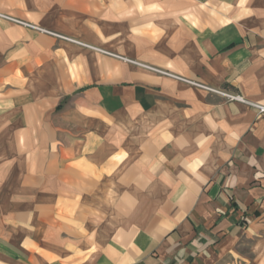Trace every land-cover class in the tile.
Masks as SVG:
<instances>
[{
	"label": "crops",
	"instance_id": "0c3cea01",
	"mask_svg": "<svg viewBox=\"0 0 264 264\" xmlns=\"http://www.w3.org/2000/svg\"><path fill=\"white\" fill-rule=\"evenodd\" d=\"M262 7L0 0V264H264V115L121 59L264 106Z\"/></svg>",
	"mask_w": 264,
	"mask_h": 264
},
{
	"label": "built area",
	"instance_id": "2783aa9c",
	"mask_svg": "<svg viewBox=\"0 0 264 264\" xmlns=\"http://www.w3.org/2000/svg\"><path fill=\"white\" fill-rule=\"evenodd\" d=\"M0 19H4V20H7V21H12V22H16L18 24H21V25H24V26H27V27H30V28H33V29H36L37 27L31 25V24H28V23H25V22H21L19 20H15L9 16H5V15H2L0 14ZM39 29V28H38ZM68 39V38H66ZM70 40V39H68ZM78 45H82V46H85L84 44L82 43H79L77 41H74V40H70ZM89 47V46H87ZM91 49H94L96 51H100L102 53H106L108 54L107 52H103L102 50H98L96 48H93V47H90ZM119 57V56H118ZM121 58V57H120ZM123 59L124 61L128 62V63H131L135 66H138L140 68H143L147 71H150V72H153L155 74H158V75H161V76H165V77H168V78H172V79H175V80H178L180 82H183L185 84H188V85H191V86H194V87H197V88H201V89H205V90H208V91H211V92H216L218 94H221L222 96H225L226 98H228L230 101H236V102H241V103H244V104H247L255 109L258 110L259 114L260 115H264V106L262 105H259V104H254V103H251L247 100H245L243 97L239 96V95H233V94H228L226 92H220V91H215L213 90L212 88H209L207 86H204L203 84L199 83V82H196V81H193V80H190V79H187V78H184L182 76H177L173 73H170L168 71H165V70H161L159 68H156L154 66H150V65H146V64H142V63H139V62H136L134 60H129V59H126V58H121Z\"/></svg>",
	"mask_w": 264,
	"mask_h": 264
},
{
	"label": "rangeland",
	"instance_id": "374dc122",
	"mask_svg": "<svg viewBox=\"0 0 264 264\" xmlns=\"http://www.w3.org/2000/svg\"><path fill=\"white\" fill-rule=\"evenodd\" d=\"M260 2L262 3L263 0H260ZM261 11H264V7L261 8ZM3 20H4V19H2V20H0V21H3ZM4 22L10 23V24H13V25H16V26H20V27H23V28H28V29H31V30H35V29H33V28H30V27H27V26H24V25L18 24V23H16V22L7 21V20H5ZM30 24H31V23H30ZM31 25H33V24H31ZM35 31H36V30H35ZM68 39H70V38H68ZM68 39L64 38L63 40H66V41H68V42L74 43V42L70 41V40H74V39H70V40H68ZM74 41H77V40H74ZM77 42H79V41H77ZM79 43H81V42H79ZM82 44H83V43H82Z\"/></svg>",
	"mask_w": 264,
	"mask_h": 264
}]
</instances>
